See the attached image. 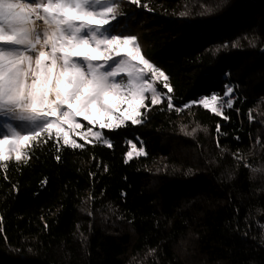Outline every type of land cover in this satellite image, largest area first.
<instances>
[{
	"label": "trees",
	"instance_id": "trees-1",
	"mask_svg": "<svg viewBox=\"0 0 264 264\" xmlns=\"http://www.w3.org/2000/svg\"><path fill=\"white\" fill-rule=\"evenodd\" d=\"M110 31L138 38L183 110L149 96L143 123L101 129L111 148L45 134L0 164V264H264V0H119ZM226 73L227 120L198 103ZM129 141L146 155L125 163Z\"/></svg>",
	"mask_w": 264,
	"mask_h": 264
},
{
	"label": "snow or ice",
	"instance_id": "snow-or-ice-1",
	"mask_svg": "<svg viewBox=\"0 0 264 264\" xmlns=\"http://www.w3.org/2000/svg\"><path fill=\"white\" fill-rule=\"evenodd\" d=\"M130 2L140 6V0ZM118 16L119 0H0V164L5 168L13 155L16 162L25 159V149L45 134V144L54 134L57 145L62 138L63 147L83 149L70 135L82 128L78 117L100 129L140 125L148 94L151 106L166 101L169 110H183L168 95L174 91L169 76L145 58L138 38L110 31ZM37 20L42 29L35 27ZM233 93L226 85L222 96H204L198 103L227 120ZM78 135L112 147L91 127ZM128 143L132 150L125 163L146 155L142 145L137 150Z\"/></svg>",
	"mask_w": 264,
	"mask_h": 264
},
{
	"label": "built area",
	"instance_id": "built-area-1",
	"mask_svg": "<svg viewBox=\"0 0 264 264\" xmlns=\"http://www.w3.org/2000/svg\"><path fill=\"white\" fill-rule=\"evenodd\" d=\"M36 23L38 24V26H42V24H43V22H42V21H39V20H37ZM37 30H38V29H37ZM226 77H227L228 80H227L225 86L227 85V86H230V87L234 88V93H233V95H232V97H231L232 100L234 101V100H236V99L238 98V96H239L240 85H239V83H238L237 81H235V80H233V79L230 78V74H229V73H226ZM224 91H225V90H224ZM223 93H224V92H223ZM223 93H221V94L216 93V94H217L218 96H222ZM202 97H204V96H201V97L199 98V100H200ZM91 138H94V137L91 136ZM94 139H95V138H94Z\"/></svg>",
	"mask_w": 264,
	"mask_h": 264
},
{
	"label": "rangeland",
	"instance_id": "rangeland-1",
	"mask_svg": "<svg viewBox=\"0 0 264 264\" xmlns=\"http://www.w3.org/2000/svg\"><path fill=\"white\" fill-rule=\"evenodd\" d=\"M35 27L39 30V29H42V28L44 27V25L42 24V26H38V24L36 23V24H35ZM148 95L150 96V94H148ZM82 119H83L82 117H78V118H77V121H78L79 123H81V125H82ZM93 126L95 127V126H99V125L97 124V125H93ZM80 129L84 130L83 126H82V128H80ZM95 131H97V130H95ZM99 131H101V129H100ZM85 134H86V133H85ZM53 135H54V134H53ZM70 135H71V138L75 139V140L77 141V143H78V138H77V135L74 134V130L70 132ZM87 138H91V136L88 135ZM137 150H138V148H137ZM25 152H26V149H25ZM13 157H15V156L13 155Z\"/></svg>",
	"mask_w": 264,
	"mask_h": 264
},
{
	"label": "bare ground",
	"instance_id": "bare-ground-1",
	"mask_svg": "<svg viewBox=\"0 0 264 264\" xmlns=\"http://www.w3.org/2000/svg\"><path fill=\"white\" fill-rule=\"evenodd\" d=\"M93 131H95V129H93ZM78 133H87V130H82V129H76V130H74V134L75 135H77Z\"/></svg>",
	"mask_w": 264,
	"mask_h": 264
}]
</instances>
